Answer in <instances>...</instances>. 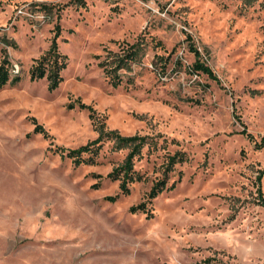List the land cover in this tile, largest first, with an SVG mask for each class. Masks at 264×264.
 Here are the masks:
<instances>
[{
  "label": "rangeland",
  "instance_id": "obj_1",
  "mask_svg": "<svg viewBox=\"0 0 264 264\" xmlns=\"http://www.w3.org/2000/svg\"><path fill=\"white\" fill-rule=\"evenodd\" d=\"M85 2L0 0V58L21 76L0 88V264H264V147L241 133L264 136V0ZM57 25L69 61L50 90L30 68ZM141 36L147 53L114 87L100 60ZM190 43L219 81L192 69ZM158 55L171 58L166 71ZM102 124L157 141L136 157L143 179L129 193L109 177L129 148L105 139L96 163L80 165L55 152ZM177 151L189 159L175 187L150 201ZM260 186L264 196V175Z\"/></svg>",
  "mask_w": 264,
  "mask_h": 264
},
{
  "label": "trees",
  "instance_id": "obj_2",
  "mask_svg": "<svg viewBox=\"0 0 264 264\" xmlns=\"http://www.w3.org/2000/svg\"><path fill=\"white\" fill-rule=\"evenodd\" d=\"M79 2L82 6L86 5L85 0H75ZM56 5H46L42 4L44 10L52 11ZM61 35V26L57 25L56 34L53 37L51 46L48 51L44 53L41 57L36 59V62L30 68V78L31 80H40L43 78L48 79V86L50 90L57 89L62 81L64 80L62 72L68 67V55L60 51L58 38ZM153 41V40H152ZM155 41V40H154ZM153 41V43H154ZM192 43V42H191ZM190 43V49L194 52L195 61L192 64V69L196 72H202L210 76L211 78L219 81L213 68L208 64V62L203 58L202 53L199 48L195 47L194 44ZM151 41H147L144 36L139 37L133 43H127L122 52L114 54V56H109L107 59L100 60L99 66L103 68L106 76L109 77L110 82L114 87H119L124 79L120 74L122 69H131L133 63L141 62L145 54L147 53V48L150 46ZM156 46L163 44L161 41H156ZM100 58V56H98ZM157 58L162 61V68L166 71L169 67L170 59L163 55H158ZM158 61V60H157ZM181 64L182 61L178 59ZM14 65L9 59L8 55L0 58V88L10 84L17 83L21 80L20 75H15L12 72ZM81 107H88L84 103H80ZM101 133L98 138L83 144L77 148H64L58 146L55 149L56 153L67 156L74 160L77 164L90 163L94 164L100 154L103 147V141L113 140L118 145V147L129 148V152L124 160V162L115 167L110 173L109 177L115 180H120V186L124 193H129L130 183L134 181H141L143 175L135 169L136 157L142 154L143 149L146 146L157 145V141L149 135H123L118 130H105V125L101 126ZM36 131H40L46 134V130L41 126L36 127ZM241 133L244 134L250 141L255 144V147L260 149L264 147V136L259 140L253 133L248 131L245 126ZM188 156L184 151H177L174 154L169 155L167 162L164 164L163 176L157 180L152 186L149 192V200L152 201L164 190L175 187V182L168 185L170 180V175L172 171L175 170L177 164H183L188 161ZM264 175V167L259 171L257 176L258 189H257V202L264 206V196L261 190L260 181ZM143 207V206H142Z\"/></svg>",
  "mask_w": 264,
  "mask_h": 264
}]
</instances>
